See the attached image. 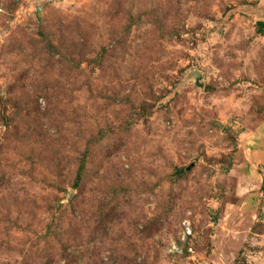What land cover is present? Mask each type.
Segmentation results:
<instances>
[{"label":"rangeland","instance_id":"1","mask_svg":"<svg viewBox=\"0 0 264 264\" xmlns=\"http://www.w3.org/2000/svg\"><path fill=\"white\" fill-rule=\"evenodd\" d=\"M52 18L103 68H61ZM260 23L264 0H0V264H264Z\"/></svg>","mask_w":264,"mask_h":264},{"label":"trees","instance_id":"2","mask_svg":"<svg viewBox=\"0 0 264 264\" xmlns=\"http://www.w3.org/2000/svg\"><path fill=\"white\" fill-rule=\"evenodd\" d=\"M121 6H123V4ZM158 12H159V10H158ZM53 18H52V22H51L50 27H44L45 33H42L41 35L42 36L46 35V38L48 39L47 40V49H46V51L48 53L50 50H54V52H55V50L58 51L59 48H63L64 53H61V54L63 55L62 56L63 60H65L63 65H66V67L61 66V68H66L67 70H69V69L72 70V69L76 68L77 70H79L83 66L87 67V66H94V65H98L99 67L103 68V65H101V63H102L101 57H97L94 59L89 58L90 54L87 52V47L89 45L86 44V42L89 43L88 42V40H89L88 33L86 31L81 30V29H78L77 31H75L73 33L72 30L70 29V24L68 22H65V20L62 18H58L57 20L53 19ZM155 18H157V16L152 11L150 14V19H153V21H155L154 20ZM159 21H160V17H159ZM161 21H162V19H161ZM259 27L261 28L262 31H264V23H260ZM130 30H131L130 27L123 28L120 31L114 32L113 36H114V38L118 37L119 43L123 44V43H125L126 34H129ZM53 42H57V45H55ZM148 51L149 52L151 51L152 55H153V52H155V54L159 53L158 50H156L155 46H153ZM151 52H150V54H151ZM36 55H38V54H36ZM146 57H150V56H146ZM146 57H145V59H146ZM144 63L145 62L143 60H141V62L137 61V64H140V66L137 68V71H139V73L141 72L140 70L145 69L147 67L146 65H142ZM49 95H50V93L46 94V92H44V93H42L41 96H43L45 98H50ZM22 99L25 100V101H23V105L26 108L30 109L31 104H32V95L25 91L22 93ZM31 108H32V112L29 110L26 111L25 113L28 116H25V117L27 118V121L30 122V124L33 128V131H38L41 128V126L43 125L42 121H43V118L46 117V116H44V114H46V113L40 112L38 108H35V107H31ZM87 156L88 155L85 154V158ZM85 160H83L81 162V165L79 166V169L77 172V177H76L75 184H74V186H76V187H79L80 183L82 181V177H83L85 167H86V164L84 162ZM177 173H175V175H177ZM180 174L183 175L182 172ZM103 203H104L106 212L108 211L105 215V218L108 220L109 219L112 220V218L117 213V211H116L117 208H111V206H110V209H108L107 201H106V204H105V200L103 201ZM99 208H100V205H99Z\"/></svg>","mask_w":264,"mask_h":264},{"label":"built area","instance_id":"3","mask_svg":"<svg viewBox=\"0 0 264 264\" xmlns=\"http://www.w3.org/2000/svg\"><path fill=\"white\" fill-rule=\"evenodd\" d=\"M184 237L186 238L187 236H191L192 235V229L190 227V224L189 223H185L184 224ZM172 251L173 252H179L180 251V248L176 245V244H172Z\"/></svg>","mask_w":264,"mask_h":264}]
</instances>
